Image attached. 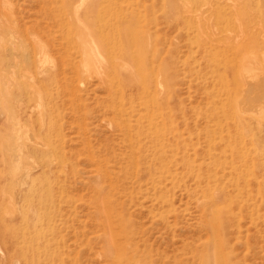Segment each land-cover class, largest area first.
Returning <instances> with one entry per match:
<instances>
[{
	"label": "rangeland",
	"instance_id": "rangeland-1",
	"mask_svg": "<svg viewBox=\"0 0 264 264\" xmlns=\"http://www.w3.org/2000/svg\"><path fill=\"white\" fill-rule=\"evenodd\" d=\"M194 1L0 0V222L51 180L57 264H264V142L217 112ZM135 34L157 105L111 60Z\"/></svg>",
	"mask_w": 264,
	"mask_h": 264
},
{
	"label": "bare ground",
	"instance_id": "bare-ground-1",
	"mask_svg": "<svg viewBox=\"0 0 264 264\" xmlns=\"http://www.w3.org/2000/svg\"><path fill=\"white\" fill-rule=\"evenodd\" d=\"M194 3L197 5V7H201L202 3L200 0H195ZM204 3L205 2H203V6ZM73 4L75 5V3H72V5ZM208 4L210 6L207 12L210 15L209 20H204L203 24H201V26H198H200V29H203L202 43L204 46H201V52L205 50L206 55L211 61V76L214 82V88H212V90H215H213V97L215 99V104L220 107L219 109L217 108V112L221 115V117L229 121V124H227L229 128L234 126L237 128V130H241L242 133L239 134L240 139H246L245 132H248L246 128L249 130V127H255L258 130V133L256 137L254 136L255 138L253 141H255V143L264 142V12L260 11V9L257 8V3L251 4V7L247 9L248 7L245 6V8L241 6L239 0H218L216 2L210 0ZM196 5L194 9L196 8ZM75 10L76 14H78V8H76ZM200 22L201 21H199L198 23L200 24ZM188 25H190L189 28H191L192 25L194 26L192 22H190V24L188 23ZM128 31L129 30H126V32ZM91 35L92 34H90V36ZM193 35L194 34H192V36ZM193 37L195 38V36ZM125 38L128 41L123 44L119 40L116 47V52H114L115 54L113 53V58L111 57L113 64L115 63L116 65H114V67H116V70H122L123 66L127 68L131 73H135L136 71H138V73H135V75H137V77L135 78L137 82L134 79L130 80L129 82L138 83L140 93L143 94V90H145L147 96L149 98H152L151 100L149 99V101H153L157 105L159 104L157 103L158 89L155 88V90L152 91L153 85H151V83L153 81V78H151L152 76H149L150 73L148 72V70H150L151 68L149 67L152 64L151 62L156 61L153 60L156 54H154V51L152 52V50V53L149 52V54L147 51L145 52V54L139 53L140 49H138L137 47L142 48L144 46L141 45V43L144 42V37V39L142 40V38L135 34L133 36H125ZM93 41L87 43V46H89V48L93 47V50H99L94 46L95 44ZM123 41L126 40L124 39ZM194 44L197 45L196 43ZM134 47H136V51H134V53H131ZM150 56L154 57L150 58ZM112 61H109L111 65H113ZM159 66L161 65L159 64ZM107 69L109 71V68ZM108 71L107 74H105L106 76H109V74L113 72L109 71L110 73H108ZM142 71H144V74L145 71L148 72L149 77H145L144 75H142ZM113 74L116 75L115 73ZM163 74L165 75L164 81H160V83L158 84L161 86L163 85L167 88L168 74ZM110 76L112 77L111 74ZM116 80H118V77L117 79H115V81ZM21 83L22 82H20V84ZM139 83L142 85L143 90ZM209 84L212 83L210 82ZM21 85L23 86L25 84ZM155 87L157 86L155 85ZM168 89L169 91H171L170 88ZM27 112L28 111L26 109V113ZM32 116L34 115H31V117ZM31 117L29 116V120L31 119ZM39 118L40 117H34V119H36L35 123L38 122ZM238 119H240V121H238ZM49 120L50 119H48V121ZM38 125L40 126V124ZM39 126L38 128L40 129V127L42 126ZM240 127H242V129ZM34 134L37 133L35 132ZM39 138L42 139V137ZM48 147H50V144ZM30 148L32 149V147ZM33 150L35 155H38V149L37 151L36 149ZM59 156L60 155L52 157L48 156L47 158L45 155L41 156L40 160L43 164V167H45L43 168L45 170V173L48 174V171L50 170L49 166L55 163ZM46 164H48L47 167ZM31 174L32 172L30 171V174L28 175ZM28 175L26 176L28 177ZM45 182L46 186H51V180ZM22 184H24V181L22 182ZM50 186L49 189L45 190V192L42 188L40 199L44 192L42 201H45V204L43 205L40 199H36V196L34 197V199L30 198L29 194H26L28 190H26V192L24 193L20 192L19 195V191L17 192L19 200L16 201V206H18L17 209L19 216L16 223L10 224L2 220L0 222V264H57L55 258L52 257V255L48 254L49 248H51L49 237L51 234L53 235L55 233L53 231L52 225L54 224L55 217L58 215L55 212L58 207L55 208L54 211L52 210L56 201L53 202L54 199L52 200L53 189ZM14 191L16 192V190ZM216 216L214 219L216 223L212 225L213 232L218 231L219 228H221L217 223V220L219 218L218 216ZM222 228L224 229V226H222Z\"/></svg>",
	"mask_w": 264,
	"mask_h": 264
}]
</instances>
